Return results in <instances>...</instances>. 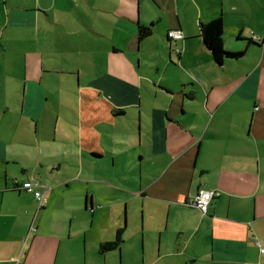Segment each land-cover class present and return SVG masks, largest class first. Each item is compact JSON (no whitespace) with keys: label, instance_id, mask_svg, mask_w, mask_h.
<instances>
[{"label":"crops","instance_id":"crops-1","mask_svg":"<svg viewBox=\"0 0 264 264\" xmlns=\"http://www.w3.org/2000/svg\"><path fill=\"white\" fill-rule=\"evenodd\" d=\"M259 13L264 0H0V264H264V20L244 18ZM218 17L243 52L222 64L200 31ZM130 108L147 142L129 146ZM200 190L218 193L206 214Z\"/></svg>","mask_w":264,"mask_h":264},{"label":"trees","instance_id":"trees-1","mask_svg":"<svg viewBox=\"0 0 264 264\" xmlns=\"http://www.w3.org/2000/svg\"><path fill=\"white\" fill-rule=\"evenodd\" d=\"M201 35L204 39L206 46L211 50L214 59L217 63L222 64L226 58H239L243 52L228 51L224 46V22L222 17H218L209 22H204L200 27ZM151 27L140 25L139 26V39L142 40L151 34ZM168 35V33H167ZM168 38H170L168 36ZM171 39V38H170ZM108 80L105 86H109L115 89L118 79L115 77L106 78ZM110 80V84H109ZM101 85H103V79H101ZM118 89V88H117ZM110 91V88L107 89ZM119 91V89H118ZM125 98V97H124ZM123 98V99H124ZM121 114L120 110L116 111V115ZM120 235L118 234L117 239L104 244V249H116L121 243Z\"/></svg>","mask_w":264,"mask_h":264},{"label":"built area","instance_id":"built-area-1","mask_svg":"<svg viewBox=\"0 0 264 264\" xmlns=\"http://www.w3.org/2000/svg\"><path fill=\"white\" fill-rule=\"evenodd\" d=\"M168 36L172 39H181L183 37V33L179 29H173V30H169ZM13 188L19 190L23 189L32 192L38 201L39 207H42L47 203V197H46L47 188L44 185H42L40 182L35 180L34 178H30L23 182L15 178L13 180ZM216 194L218 193L208 190H200L196 194V196L190 201V203L191 205L199 209L202 213L206 214L209 209L211 200L214 198ZM34 229L35 228H33V230ZM259 246L261 247V252L264 253V247H262L260 243ZM17 264H23V263L17 262Z\"/></svg>","mask_w":264,"mask_h":264},{"label":"rangeland","instance_id":"rangeland-1","mask_svg":"<svg viewBox=\"0 0 264 264\" xmlns=\"http://www.w3.org/2000/svg\"><path fill=\"white\" fill-rule=\"evenodd\" d=\"M259 16H260L261 19L259 18ZM259 16H258V14H255L252 17H249L247 14H244L245 20L248 21L250 24H252L254 22H257L259 24L261 20L262 21L264 20L263 13H259ZM145 95H146V93H145ZM128 112H129L128 119L123 116L122 117L123 119L122 120H119V121L123 122V124L128 129V132H124V133L125 134L128 133V144H129V146L131 145V142H129V140L132 139V138H136L137 136L139 137V133H140V135H141V133H143V142L144 141L147 142L148 141V139H147L148 138L147 130L149 128V124H150L149 119L150 118H148V116L145 117V115L143 113V116H142V124H141L142 130H139V125L136 124V122L138 121V113H139V110L136 109V108H130L128 110ZM112 133H114V132H112ZM118 133L119 132H117V135H118L117 138L119 139V138H121V135L118 134ZM123 139H125V138H121V140H123ZM137 149H138V147H137ZM143 149H144V147L143 148L139 147V150H143ZM129 153H130V156L128 157L129 158L128 162H130L131 164H133V163H135V160H137L139 158V155H138L139 152L138 151H130ZM135 165H137V163H135ZM136 173H137V171H136ZM128 177H131V176H128ZM149 240L150 239L147 236V242ZM150 243L152 244V241Z\"/></svg>","mask_w":264,"mask_h":264}]
</instances>
